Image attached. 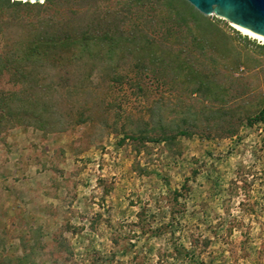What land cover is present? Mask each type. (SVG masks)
Here are the masks:
<instances>
[{
    "label": "rangeland",
    "instance_id": "374dc122",
    "mask_svg": "<svg viewBox=\"0 0 264 264\" xmlns=\"http://www.w3.org/2000/svg\"><path fill=\"white\" fill-rule=\"evenodd\" d=\"M135 1L0 0V264H264V44L203 15L224 47L202 51L191 24L158 14L149 32L170 50L156 66L123 41ZM54 22L120 40L66 48L57 73L32 50ZM54 80L93 100L86 121L67 107L61 127L21 118Z\"/></svg>",
    "mask_w": 264,
    "mask_h": 264
},
{
    "label": "trees",
    "instance_id": "16d2710c",
    "mask_svg": "<svg viewBox=\"0 0 264 264\" xmlns=\"http://www.w3.org/2000/svg\"><path fill=\"white\" fill-rule=\"evenodd\" d=\"M160 1L162 0L135 1V4L137 6L139 5V8L135 11V13L140 14L139 17L137 16V18L138 20H142V22L135 23V26L133 25L134 29L133 32H131L132 33L130 35L131 37L130 38L128 37L127 39H123L125 44L132 45V47H139L141 45L142 47L141 52L142 53L147 52L148 57L150 58L149 62L151 64L156 66L164 65V61H165L164 59L168 55L167 51L170 49H168L167 46H165V43L156 41L154 36H152L151 32H149V30H151V28L155 23L154 18L158 16V14H163V15L165 14L168 15L170 20H173L174 23L175 21L178 22L177 25L178 28L183 27L185 29H189V24H191L193 30H195L196 32V35L193 37L192 41L195 42L196 45L199 46V49H201L202 51L205 47H208L209 49H212L215 52L223 51L224 46H222V44H220L218 40L211 37L214 34L222 35L223 33L222 30L218 26H216L212 21L208 20L205 16H203L202 13L195 10V8L191 6L187 1L163 0L162 4ZM129 7L130 6H128V8ZM128 19L129 16L125 14L120 20V22L123 23ZM55 25H57V23L54 22L53 23L54 28H56ZM54 28H53V32L49 34L48 37L45 36V38L38 40V42L33 45L32 50L37 52L41 48L42 49L44 48L45 52L48 51V55L46 57L40 59L36 58V60L37 62L41 61L42 63H45L43 65L51 66V69L54 71H57L56 69H58L57 73L62 71V69H64V66L68 65L66 64L68 63V61L65 59L66 48L72 47L76 44L78 45L80 44L82 47H86L89 50V44L93 42L96 43V41L98 40L109 39L111 41H114L115 43L120 40V38H116V39H113V37L110 38L109 29L106 30L103 33V35L100 36L99 35L96 36L94 34L92 35L91 34L92 32L90 33L85 32L84 35L80 37H76V34H73L72 33L73 31L71 32L69 29L62 30V29H58V28L54 29ZM224 50H226L227 52L226 47L224 48ZM182 53H184V51ZM177 57L178 56H176L175 58ZM32 60L33 59H31V61ZM9 61L10 60H6V58L0 57L1 71L8 69L6 67ZM144 66H145L144 64H140L138 67L143 68ZM177 68H179L180 70L186 68L188 70L186 77H191L193 81L196 80V82H199L200 89L209 87V83L199 81V78H197L198 76L195 74L194 71L190 69V67L186 64V62H182V61L178 62ZM112 82L120 86L121 85L128 86L129 88H135L136 90L142 91L141 82L134 80L132 78L127 79L124 78L123 76L117 75L116 77L113 78ZM58 88H62L61 83L55 82V80L51 82L45 91L47 93L45 94L46 97L38 98V99L36 98L35 104L33 103L32 109L23 112L21 118H25L26 121H28L29 123L38 125L42 128L43 127L53 128V127H61L62 125L64 126L68 124V122L71 121L70 119H68V117L71 115L72 112L73 114L74 112L78 113V115L80 116L79 120L81 122L87 120L86 118L83 119V117H86L87 112H91V114H93L94 111L93 109L94 102H92L93 100L88 102H83L82 104H78L81 99V94L76 93L75 98H73V100H69L70 101L69 102L64 96L61 95V92L58 90ZM90 95H92L91 98H93L94 101H96V91L94 93L92 92ZM72 97H74V95ZM217 98L219 101L220 99L219 97L214 96L213 99L217 100ZM76 106L77 109H75ZM66 107L69 109V112H67L68 117L64 115V108ZM262 113H264V108L262 110ZM134 133H139L138 137L140 136L146 138L149 135H153V134L165 135L167 134V130L164 128H160L159 130H145V131H136V132L132 130L131 134L134 135Z\"/></svg>",
    "mask_w": 264,
    "mask_h": 264
},
{
    "label": "water",
    "instance_id": "95a60500",
    "mask_svg": "<svg viewBox=\"0 0 264 264\" xmlns=\"http://www.w3.org/2000/svg\"><path fill=\"white\" fill-rule=\"evenodd\" d=\"M41 2L45 0H11ZM203 15L215 14L233 26L264 37V0H185Z\"/></svg>",
    "mask_w": 264,
    "mask_h": 264
},
{
    "label": "bare ground",
    "instance_id": "6f19581e",
    "mask_svg": "<svg viewBox=\"0 0 264 264\" xmlns=\"http://www.w3.org/2000/svg\"><path fill=\"white\" fill-rule=\"evenodd\" d=\"M232 26H233V25H232ZM233 27H234L237 31H239L242 35L247 36V37H249V38H251V39L257 40V41H259V42H261V43L264 44V37H263V36L258 35V34H255V33H252V32H250V31H248V30L240 29V28H238V27H236V26H233Z\"/></svg>",
    "mask_w": 264,
    "mask_h": 264
}]
</instances>
